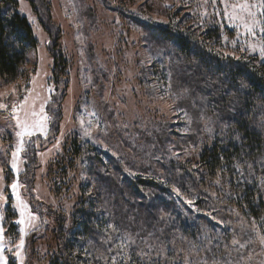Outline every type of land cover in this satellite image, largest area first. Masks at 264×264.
<instances>
[{
	"label": "rangeland",
	"instance_id": "obj_1",
	"mask_svg": "<svg viewBox=\"0 0 264 264\" xmlns=\"http://www.w3.org/2000/svg\"><path fill=\"white\" fill-rule=\"evenodd\" d=\"M17 1L38 43L28 52L25 73L10 82L0 76V104L7 105L0 108V194L7 198L0 200V254L7 264L11 260L13 264H47V254L58 244L55 212L68 216L84 206L79 205L81 200L98 201L102 186L117 189L113 198L118 206L122 196L135 201L137 193L131 188L126 194L120 190L139 175L156 181L140 186L138 211L148 242L157 249L166 246L163 261L168 257L169 264L180 259L191 264L206 260L208 264L213 260L216 264H264L259 240L264 232L257 221L228 201L222 178L203 177L196 171L203 145L228 125L225 119L241 113L243 92L232 94L234 104L218 103L227 85L220 74L217 79L216 60L211 66L198 60L184 67L188 61L177 55L174 67H183L178 77L184 84L179 87L172 79L177 76L168 66L169 58L164 59L165 52H175L173 44L156 30L168 25L170 13L177 12L176 20H181L187 7L200 26L219 27L222 41L210 48L212 57L264 59L260 54L263 33L258 26L255 35L249 34L244 27L247 15L240 11L242 4L258 0H33L45 21L49 9L50 30L30 0ZM252 11L263 21L260 11L264 9ZM52 47L54 52L60 47L67 57L68 74L58 75L60 84ZM229 105L231 109L226 110ZM17 118L33 134L22 138V149L14 157L21 146ZM253 119L264 136V106ZM72 138L83 152L66 166L68 184L60 193L53 188L54 180L60 177L63 156L71 160L72 152L66 155L64 148ZM184 164L189 169H183ZM255 167L250 166L253 175ZM127 206L123 201L122 212L131 215L132 208ZM97 209L100 213L99 205ZM20 219L25 222L18 223ZM108 225L112 227L102 224L107 228L102 231L112 233L93 241H107L113 254L125 232L118 221ZM21 239L24 246L18 248ZM233 241L245 247L239 249ZM81 254L85 264H96L88 250ZM96 256L106 259L101 251Z\"/></svg>",
	"mask_w": 264,
	"mask_h": 264
},
{
	"label": "trees",
	"instance_id": "obj_2",
	"mask_svg": "<svg viewBox=\"0 0 264 264\" xmlns=\"http://www.w3.org/2000/svg\"><path fill=\"white\" fill-rule=\"evenodd\" d=\"M30 1L45 29L50 30L48 25L51 19V14L48 12L49 9L47 8L46 10L48 20L45 21L34 1ZM183 9L186 11L182 17L183 20L177 21V12H173L168 15L169 23L167 26L156 28L158 32L163 33L165 39L172 42L175 49V52L164 53L165 61H167L168 57L170 60L168 66L173 67L174 75L177 76L172 79H176V84L179 87L184 84L182 79L178 77L182 74L183 67L180 70L174 67L177 66L176 60L178 56L182 59L186 58V61H188V63L182 65L184 67L192 66L194 65L193 62L198 60L211 66L213 64L212 60H216L218 67L216 68V72H218L217 79L221 77L222 82L227 85L224 86L225 90L218 103L224 105L234 104L232 94L240 96L238 93L240 91L243 92L241 96L243 105L241 113L231 119H225L228 125L224 129L218 130L211 142L203 145L197 160L199 168L196 171L203 177L222 178L224 181L222 183L223 191L226 192L228 201L235 204L236 209L256 220L261 231L264 232V189L261 185L263 178L259 175L262 172V176H264V136L257 128V120L253 119V116H258L260 107L264 106V59L258 58L257 55L251 56L244 61L231 57H227V60L212 57L214 54L210 52V48L222 41L219 27L212 25L200 26V24L196 23L197 19L191 17L187 11L188 8L183 7ZM37 43L38 39L34 35L28 18L18 10V1L0 0V76L4 81H13L21 72L25 73L26 64L28 63V52ZM55 45H57V42L53 44V46ZM53 50L55 49L52 47L51 51L54 56L53 69L56 70L57 74H55L57 77L56 82L60 84L58 75L68 74L65 72L68 66L67 57L60 51V47L55 52ZM180 64L181 62H178V65ZM209 97L212 98L213 94H210ZM230 106L226 110L231 109ZM70 141L66 144L64 151H67L66 155L69 156L70 152H72L71 160L68 161L65 159L66 156H63L62 163L64 165L62 164L61 171H58L60 177L54 180L55 184L53 185L54 190H59L60 193L66 191L65 185L68 184L65 179L66 166L69 163H75L83 152L82 146H79L75 138L70 139ZM94 154V157L100 161L98 154ZM250 166H256L257 171L254 175L252 170H250ZM182 168L189 169V166L184 164ZM189 172L190 170H188L187 174ZM154 179L140 175L132 177L127 189H121L120 192L126 194L131 188L137 193L134 196L135 201H132L131 198L124 200L125 197L122 196L123 200L120 206L115 204L117 202L113 198V193H117V189L114 188L110 191L107 190L106 186H102L98 192V201L90 198L86 199V202L84 199L81 200L79 205L85 203L84 206L78 207L71 215L69 214L70 216H64L60 214V211L55 212L52 219L55 220L53 224L54 236L57 238L58 244L56 249H53L49 255L47 254V264H85L81 254L84 249L88 250L96 264H112L111 257L116 255L117 250L112 254L109 252L105 242L96 243L93 241L96 237L104 239L109 233H112L110 229L102 231V229H107L103 228L102 224L109 228V221H118L123 224L122 230L125 235H128V230L132 228L130 234L136 240V246L140 249L145 248L146 245L141 242L140 237L146 239L148 230L144 227L145 221L138 211L142 207V200L139 199V194H141L139 188L141 185L156 184ZM225 184L230 188L229 191H227ZM123 201L126 206L128 205L127 208H132L131 215L122 212ZM96 204L100 206V213ZM132 216H134L133 219ZM77 249H80V252H76ZM97 251L103 252L106 255V259L102 260V257H97ZM152 256L155 259L154 252ZM116 259L119 264L121 257ZM133 259L136 260L137 264H141L139 258L135 255H133ZM166 260L167 264H169L168 257ZM163 262L161 259V264ZM9 264H13L12 260ZM173 264L185 263L180 259L173 262Z\"/></svg>",
	"mask_w": 264,
	"mask_h": 264
},
{
	"label": "snow or ice",
	"instance_id": "obj_3",
	"mask_svg": "<svg viewBox=\"0 0 264 264\" xmlns=\"http://www.w3.org/2000/svg\"><path fill=\"white\" fill-rule=\"evenodd\" d=\"M253 8H256L258 10L264 9V0H258L257 3H244L240 6V11L245 12L247 15V19L244 22V27L246 31L249 34L255 35L254 29L258 26L260 27L261 33H264V21L258 20L256 18L257 13L255 11H252ZM260 15L264 16V11H260ZM230 19L232 17H229ZM260 54L261 56H264V43H262L260 47ZM7 105L0 104V108H5ZM16 110V106L13 105V111ZM41 111H43V107L41 108ZM32 115H36V113H32ZM17 124L22 129L21 131L17 132L16 135L18 137H21V146L17 149L16 152L13 153V156H17L19 151L22 149L23 146V137L28 135H32L33 133L29 130V127L21 122L17 118ZM12 167L15 168V162H13ZM11 188L13 191L16 190L17 184L13 183L11 185ZM7 198L4 197L2 194H0V200H6ZM19 199V197H17ZM24 207L23 204H21V217L24 215ZM25 221L23 219H20L18 223L23 224ZM109 227H112V225H109ZM23 231V229H21ZM3 235V228L0 227V237ZM139 235V234H137ZM151 235V234H149ZM120 242L116 245L117 252L116 255L111 257L112 264H118L116 257L120 256L121 259L119 261V264H137L136 260L133 259V255L139 258L141 264H161V257L165 254L167 251L166 246H162L159 249H157L153 244L149 243L147 239L144 237H140V240L142 243L146 245L145 248H138L136 246V240L133 239L131 234L120 236L119 237ZM260 244L264 246V236L259 237ZM107 242V241H105ZM233 245H239V249H243L245 247L244 244H241L239 241H233ZM24 246V240L21 239L19 245H17L18 248H22ZM128 248V252H124V249ZM3 249L0 248V253H2ZM109 251H111V247L109 248ZM155 253V259L152 256V253ZM17 255H19V252H17ZM0 264H7V259L2 254H0ZM163 264H167V260L165 259ZM185 264H191V261H185ZM204 264H208V261L206 260ZM212 264H216V262L213 260Z\"/></svg>",
	"mask_w": 264,
	"mask_h": 264
}]
</instances>
